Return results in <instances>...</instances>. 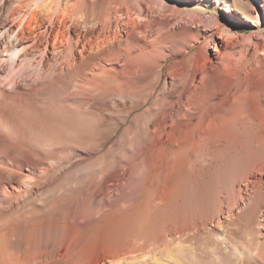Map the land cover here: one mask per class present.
Returning <instances> with one entry per match:
<instances>
[{
	"label": "bare ground",
	"instance_id": "bare-ground-1",
	"mask_svg": "<svg viewBox=\"0 0 264 264\" xmlns=\"http://www.w3.org/2000/svg\"><path fill=\"white\" fill-rule=\"evenodd\" d=\"M0 264H264V0H0Z\"/></svg>",
	"mask_w": 264,
	"mask_h": 264
},
{
	"label": "rangeland",
	"instance_id": "rangeland-1",
	"mask_svg": "<svg viewBox=\"0 0 264 264\" xmlns=\"http://www.w3.org/2000/svg\"><path fill=\"white\" fill-rule=\"evenodd\" d=\"M259 6L261 7V3L259 2ZM221 12L223 14H226V11H224V9L221 8ZM246 23V22H245ZM243 26V29L244 31L243 32H248L251 28L249 25H247V23L245 25H242ZM211 51H212V48H211Z\"/></svg>",
	"mask_w": 264,
	"mask_h": 264
}]
</instances>
